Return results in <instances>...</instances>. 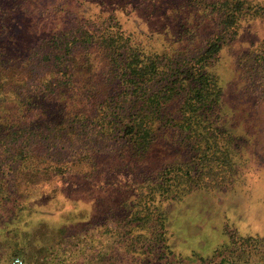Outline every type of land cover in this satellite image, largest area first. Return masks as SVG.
<instances>
[{
  "label": "trees",
  "instance_id": "16d2710c",
  "mask_svg": "<svg viewBox=\"0 0 264 264\" xmlns=\"http://www.w3.org/2000/svg\"><path fill=\"white\" fill-rule=\"evenodd\" d=\"M260 23L264 0H0L9 261L100 221L113 222L106 231L132 264H205L177 248L170 208L228 192L241 174L242 137L226 124L216 67ZM258 248L264 231L213 252L217 264H247Z\"/></svg>",
  "mask_w": 264,
  "mask_h": 264
},
{
  "label": "rangeland",
  "instance_id": "374dc122",
  "mask_svg": "<svg viewBox=\"0 0 264 264\" xmlns=\"http://www.w3.org/2000/svg\"><path fill=\"white\" fill-rule=\"evenodd\" d=\"M216 68L223 86L226 124L242 137L241 174L230 191L194 192L169 213L177 248L210 257L205 264L218 263L220 257L213 251L229 236L264 231V23L246 25L224 49ZM99 223L69 231L60 246L35 259L17 258L23 264H132L117 251L112 232L106 231L113 222ZM5 252L0 250V264L10 263ZM261 253L264 249H256L247 264H261ZM182 264L199 262L184 260Z\"/></svg>",
  "mask_w": 264,
  "mask_h": 264
},
{
  "label": "built area",
  "instance_id": "2783aa9c",
  "mask_svg": "<svg viewBox=\"0 0 264 264\" xmlns=\"http://www.w3.org/2000/svg\"><path fill=\"white\" fill-rule=\"evenodd\" d=\"M9 264H23V263H22L21 259H19V258H14V259H12V260L10 261Z\"/></svg>",
  "mask_w": 264,
  "mask_h": 264
}]
</instances>
